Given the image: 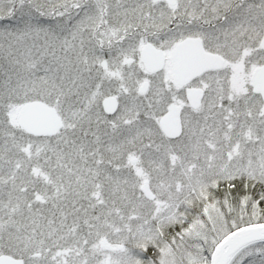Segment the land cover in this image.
I'll return each instance as SVG.
<instances>
[{
	"label": "snow or ice",
	"instance_id": "6c2138e0",
	"mask_svg": "<svg viewBox=\"0 0 264 264\" xmlns=\"http://www.w3.org/2000/svg\"><path fill=\"white\" fill-rule=\"evenodd\" d=\"M0 264H264V0H0Z\"/></svg>",
	"mask_w": 264,
	"mask_h": 264
}]
</instances>
